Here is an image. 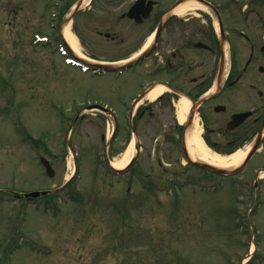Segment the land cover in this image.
<instances>
[{
	"label": "rangeland",
	"instance_id": "obj_1",
	"mask_svg": "<svg viewBox=\"0 0 264 264\" xmlns=\"http://www.w3.org/2000/svg\"><path fill=\"white\" fill-rule=\"evenodd\" d=\"M54 1L61 0H0V264H264V181L251 192L261 160L236 176L204 174L206 186L171 187L159 178L166 184L154 192L142 180L108 177L96 124L84 120L70 130L75 113L68 108L103 83L68 65L59 48L34 44L36 33L57 36ZM89 16L69 23L82 53L78 32L87 33ZM127 75L125 87L135 81ZM74 173L65 193L13 195L57 190Z\"/></svg>",
	"mask_w": 264,
	"mask_h": 264
},
{
	"label": "flooded vegetation",
	"instance_id": "obj_2",
	"mask_svg": "<svg viewBox=\"0 0 264 264\" xmlns=\"http://www.w3.org/2000/svg\"><path fill=\"white\" fill-rule=\"evenodd\" d=\"M83 12L86 53L120 63L78 110L111 139L109 159L132 145L135 179L203 180L199 130L212 154L261 160L253 185L264 181V0H91Z\"/></svg>",
	"mask_w": 264,
	"mask_h": 264
},
{
	"label": "bare ground",
	"instance_id": "obj_3",
	"mask_svg": "<svg viewBox=\"0 0 264 264\" xmlns=\"http://www.w3.org/2000/svg\"><path fill=\"white\" fill-rule=\"evenodd\" d=\"M85 2H87V0H85ZM64 37L65 39L68 41V44L71 46V48L74 50V52H76L77 54L79 53L78 50V43H77V39L74 35V33L72 32V30L70 29V26H66L64 28L63 31ZM195 140L197 147H195L193 144L191 143V146H194L193 151L196 150H200L201 153L199 152V154L201 155V158L211 162L213 164L219 165V166H225V167H233L238 165L244 158L245 154H246V150L245 151H238L233 155L230 156H220L217 154H212L211 152H209L206 147L203 145V143L200 140L199 137V133L195 134ZM132 145L129 148V151L125 154L123 160L120 163H116L115 166L120 167L123 166L125 164L126 161H128L130 154L132 152Z\"/></svg>",
	"mask_w": 264,
	"mask_h": 264
},
{
	"label": "water",
	"instance_id": "obj_4",
	"mask_svg": "<svg viewBox=\"0 0 264 264\" xmlns=\"http://www.w3.org/2000/svg\"><path fill=\"white\" fill-rule=\"evenodd\" d=\"M82 3H83V0L78 1L76 7L71 11L70 15L67 16V17L63 20V24H62V26H63L64 24H66V23H67V22H68V21H69V20H70L75 14H76V12L79 10V8H81ZM247 159H248V158H247ZM247 159H246L245 161H247ZM42 160H43L44 164H45L46 167H47V172H48V174H49L50 176H54V175H55V170H54L53 166L51 165V163L49 162V160L46 159V158H43ZM201 164H203L204 166H206V167H208V168H210V169H212V170L220 171V172H222V173H224V174H232V173H234V172L240 170V169L244 166V164H242V166H240L239 168H236V169H233V170H232V169H225V168H222V167H218V166H215V165H211V164H209V163H207V162H202ZM50 192H51V191H35V192H31V193H29L28 195L37 196V195H41V194H47V193H50Z\"/></svg>",
	"mask_w": 264,
	"mask_h": 264
},
{
	"label": "trees",
	"instance_id": "obj_5",
	"mask_svg": "<svg viewBox=\"0 0 264 264\" xmlns=\"http://www.w3.org/2000/svg\"><path fill=\"white\" fill-rule=\"evenodd\" d=\"M73 1L70 0L69 2H66L62 7L60 11V19L63 17V15L68 11L70 6L72 5Z\"/></svg>",
	"mask_w": 264,
	"mask_h": 264
}]
</instances>
